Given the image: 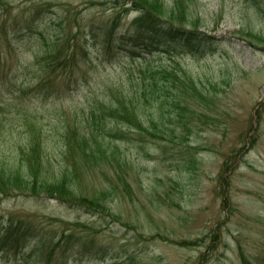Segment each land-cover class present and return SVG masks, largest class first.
Wrapping results in <instances>:
<instances>
[{
    "label": "rangeland",
    "instance_id": "obj_1",
    "mask_svg": "<svg viewBox=\"0 0 264 264\" xmlns=\"http://www.w3.org/2000/svg\"><path fill=\"white\" fill-rule=\"evenodd\" d=\"M104 1L0 0L2 170L19 165L34 129L57 174L66 165L65 127L84 131L91 110L102 114V104L127 98L148 66L179 61L217 91L188 133L174 109L161 120L152 100L142 99L139 116L170 136L139 145L128 124L119 129L132 140L100 135L132 165L134 198L116 194L107 203L118 221L44 194H0V264H264V41L240 34L264 39V0H197L190 11L210 42L194 50L142 44L137 13L114 25ZM54 50L49 62L39 60ZM115 164L80 158L79 192L92 197L107 188ZM10 225L18 244H4Z\"/></svg>",
    "mask_w": 264,
    "mask_h": 264
},
{
    "label": "trees",
    "instance_id": "obj_2",
    "mask_svg": "<svg viewBox=\"0 0 264 264\" xmlns=\"http://www.w3.org/2000/svg\"><path fill=\"white\" fill-rule=\"evenodd\" d=\"M196 1L171 0V4L168 5L165 0H105L104 5L113 9L114 25H118L122 16L130 12L137 13L133 26L146 38L142 44L147 43L146 46H148L150 42L163 41L194 50L208 48L210 42L208 40L210 36L201 31L199 19H194L190 11ZM240 34L264 41L255 33L241 32ZM56 51L48 52L46 58L39 60L49 62L50 60L45 59L52 58ZM151 68L148 66L142 70L141 80L133 85L132 94L128 93L129 98L119 97L111 103L102 104V114L91 110L87 118L88 125L84 131L79 130L78 127L72 128L68 125L65 127L66 131L62 136V155L66 165L57 174L52 175L50 166H46V146L42 132L36 133L33 129L29 142L17 155L19 165L9 168L10 171L0 168V194L4 197L17 195L41 197L44 194L70 206H79L94 213L113 216L118 221L119 217L111 212L107 203L116 194L134 198L135 192L129 181L132 165L118 146L106 147L104 141H99L100 135L107 133L108 136L118 140H132L131 131L128 133L119 129L122 124H128L137 131V137L134 140L142 142L139 145H143L148 138L166 139L170 136L169 129H162L159 121L145 120L139 116L138 112L141 109L137 107V102L139 103L142 99L152 100L150 102L156 105V113L161 120L165 116L167 107L174 109L179 123L188 133L192 127L198 126L197 123L204 117L200 109L213 101L210 95L217 91L216 85L210 84V87H207L202 80L195 79L179 61L174 60L169 67ZM187 112L190 113V119ZM76 114L78 115V112ZM147 123L149 125H146ZM184 138H189L186 133ZM110 149L112 153L109 155ZM80 158H85L92 165L104 161L109 164L116 163L112 172L113 176L106 177L108 187L92 197L81 194L77 186L81 184L85 176L83 170H79ZM230 163L227 161L224 164L220 174V179L223 181L226 174L231 171ZM16 232L15 227L10 225L3 238L4 244H18L21 238H16ZM40 247L41 244H37V248Z\"/></svg>",
    "mask_w": 264,
    "mask_h": 264
}]
</instances>
